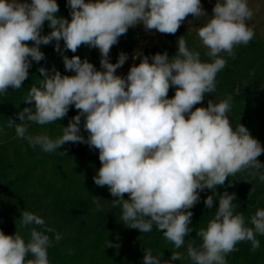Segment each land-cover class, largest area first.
I'll list each match as a JSON object with an SVG mask.
<instances>
[{"label":"clouds","instance_id":"9594fccd","mask_svg":"<svg viewBox=\"0 0 264 264\" xmlns=\"http://www.w3.org/2000/svg\"><path fill=\"white\" fill-rule=\"evenodd\" d=\"M67 6L70 21L57 15L56 0H0V95L7 94L9 87L22 88L31 62L44 59L40 45L55 40L59 51L63 40L73 53L81 45L101 53L102 70L75 55L63 57L65 70L74 75L56 71L48 77L44 68L39 69L45 76L42 87L33 85L23 100L34 101L36 110L25 108L19 114L23 123L15 125L17 138L44 153L56 152L68 142L98 149L101 167L93 180L117 198L112 203L122 208L120 220L140 233L155 228L176 249L192 231L190 209L199 202V192L212 190L204 204L212 208L216 196L218 207L207 227L196 233L201 247L188 244L192 264H227L225 257L241 241H250L253 251L259 249L256 236L264 235V209H258L251 217L252 226L246 227L243 215L234 214L235 193L218 194L216 188L237 172L264 182V164L258 160L264 147L243 124L231 125V96L218 103L209 100L207 107L193 110L205 94L216 91L217 73L227 64L220 54L235 58L234 47L247 45L254 37L246 24L254 15L247 0H217L211 16L201 0H68ZM189 15L208 18L197 34L209 49L211 62H202L200 53L190 50L181 36L174 57L165 52L149 58L136 52L132 59L141 58L140 63H133L126 77L116 74L128 56L121 52L117 62L111 63L109 53L129 28L142 24L146 31L174 35ZM45 22L51 32L42 35ZM173 86L175 95L168 98ZM70 106L78 114L62 126L61 136L29 134L32 125L63 119ZM82 117L87 138L80 134ZM94 203L97 210L102 209L99 200ZM20 215L22 228L36 227L30 229L27 243L18 231L12 236L0 231V264H49L47 249L52 239L45 233H54L56 242L61 235L36 214L24 211ZM105 246L113 247L109 240ZM144 253L143 264L184 259L179 251H173L170 260L154 256L150 248Z\"/></svg>","mask_w":264,"mask_h":264},{"label":"trees","instance_id":"16d2710c","mask_svg":"<svg viewBox=\"0 0 264 264\" xmlns=\"http://www.w3.org/2000/svg\"><path fill=\"white\" fill-rule=\"evenodd\" d=\"M56 2L59 5L57 15L70 21L71 9L67 6L68 0ZM47 26L45 22L43 28ZM29 44L32 46L33 42L29 41ZM132 47V34L128 30L111 48V52L117 55L113 63L117 62L121 52L127 54ZM40 50L44 53V59L31 62L29 76L25 82L31 87L33 85L42 87L41 81L45 76L40 73V68H44L46 75L51 77L54 74L53 70L58 67V61L52 58V52L56 50L55 41L41 45ZM29 90L25 88L22 91L24 94L20 95L17 90L9 87L7 94L0 95V135L8 127L19 124V114L25 108H29L23 101ZM70 120L68 117L63 124L68 125ZM83 124L82 117L80 134L86 138L88 133L84 130ZM34 130L41 131L39 127H30L29 134H33ZM12 131H15L14 128ZM4 138L0 139V231L10 236L18 231L27 243L30 240V229L36 226L22 228L20 214L28 211L43 218L46 225L62 237L56 242L54 233H45L52 239V245L47 249L49 264H143L144 250L148 248L152 250L154 256L161 257L163 250L158 247L167 241L164 235L148 239L139 230L127 228L120 220L122 208L113 207L112 200L117 198L111 195L108 187L90 184L94 181L93 177L97 174L98 167L80 164V167L78 165L71 174L64 173L60 168L49 171L53 166L68 163L70 159L68 150L60 147L56 152L44 153L39 147L33 148L27 141L17 137L10 141ZM87 149H90L89 146ZM227 189L228 193H235L237 196L231 188ZM211 194L210 189L199 192L201 196ZM127 197L128 194H125L124 198ZM96 200H99L101 210H97L94 203ZM235 201L236 199L233 203ZM238 210L235 208L234 212L238 214ZM92 211L94 214H103L101 217L105 218V229L97 231L92 220L94 216ZM244 219L245 226L251 227V220L247 217ZM101 224L98 223L97 226ZM256 238L264 243V235L258 234ZM107 240L113 247L105 246ZM143 242L145 245H142ZM236 247L235 255L242 264H264V248L261 246L260 249L253 251L250 241H241Z\"/></svg>","mask_w":264,"mask_h":264},{"label":"rangeland","instance_id":"374dc122","mask_svg":"<svg viewBox=\"0 0 264 264\" xmlns=\"http://www.w3.org/2000/svg\"><path fill=\"white\" fill-rule=\"evenodd\" d=\"M27 2L30 3L31 0H27ZM216 2L217 0H201L202 7L208 16L212 15V9ZM247 3L254 13L253 18L246 21V24L254 31L253 39L247 45L241 44L234 47L235 58L228 57L226 53L220 54L221 57L227 60V64L217 73L216 91L205 94L203 102L195 105L193 110L197 107H207L209 100L218 103L231 96L232 101L228 114L231 125L235 128L240 123L243 124L249 130L250 134L258 139L261 146L264 147V0H247ZM69 19L71 20V15ZM206 19L208 18L196 19L189 15L185 18L174 35L161 34L156 30L146 31L142 24H138L134 28H129L132 34L133 47L127 52L128 59L122 67L117 69L116 74L126 77L133 63L137 65L140 63L141 58H137L135 61L132 59L136 52H140L149 58L156 53L163 54L165 52L168 54L169 58L174 57L178 51L177 41L181 36L185 39L190 50H195L200 53L202 62H211V58L207 55L209 49L202 44L197 34L198 27L202 26L203 23L206 22ZM50 32L51 29L47 26L43 28L41 33L47 35ZM27 43L30 46L29 42ZM59 45L60 50H54V52H52V58H56L55 60L58 61V67L56 70H53V73L59 71L62 75H74V72L65 70L63 63L64 56L71 58L74 55L79 56L82 61L87 59L97 70H102L100 65L101 53L98 48L81 45L77 51L73 53L65 48L63 40L59 42ZM111 51L112 49L109 53V61L113 63L117 55H114ZM25 82L26 80L23 82L22 88L17 90L20 95L24 94L22 91H24L25 88L30 89L31 87L30 84H25ZM175 91L176 88L174 86L170 87L168 98L174 97ZM27 104L29 109L35 112V103L31 102ZM77 114L78 110H76L74 106H70L67 115L63 119L44 126L32 125L31 128L39 127L41 129L40 132L34 130L32 135L47 134L50 138L55 139L62 135V126H67L63 124L64 121L68 117L71 119V117ZM26 117L27 113H25V118ZM21 123H23V121L19 120V124ZM12 128L15 127H8L2 131L0 139L5 137L4 139L6 141H10L16 138V134H13L15 131L13 132ZM11 132L13 134L12 137V134H9ZM62 148L69 151L70 159L68 163L65 165L59 164L53 166L49 171L60 168L64 173L71 174L78 168V165L80 167V164L83 166L87 164L88 167L94 165L93 167H98V169L101 167L98 149H87L88 145L83 143H66ZM14 150L15 149H13V151ZM258 160L264 164V153L258 157ZM247 180H251L247 172H237L235 175L226 179L223 186H217L216 192L218 194H223L228 190L227 188H231L232 191L237 193L235 201L237 205L236 209H241V211L238 210V214H242L243 217H247L251 220V217L255 215L258 209H264V182H261L258 178L251 180V182ZM90 184L97 186L94 181H91ZM199 196V202L190 209L193 213L189 224L192 231L185 236V244L180 249H176L173 243L166 241L164 245L158 247L163 250V254H161L162 260H170L172 252L179 251L183 254L184 259L174 261L173 264H192L191 260L187 257L188 244L192 243L196 248L201 247L202 239L197 237L196 233L201 228L207 227L208 222L214 218L215 210L218 207V197L214 196L213 207L207 208L204 204V200L207 196ZM128 198L129 197H127V199ZM92 214H94L93 211ZM234 214L236 213L234 212ZM102 215L103 214L95 213L92 218L97 231L105 229L106 226L105 218H102ZM98 223L102 224L97 226ZM142 234L143 236H147L148 239L157 235H163L162 232L157 231L155 228L149 233ZM142 245H145L144 242ZM260 246L264 248L263 241L260 242ZM236 253L237 247L235 246V250L225 257L227 264H242L235 255Z\"/></svg>","mask_w":264,"mask_h":264}]
</instances>
